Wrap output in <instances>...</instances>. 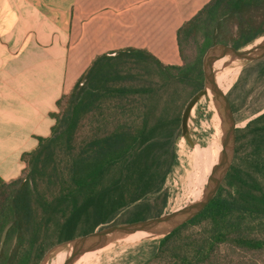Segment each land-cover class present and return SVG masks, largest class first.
I'll return each mask as SVG.
<instances>
[{
	"label": "trees",
	"instance_id": "trees-1",
	"mask_svg": "<svg viewBox=\"0 0 264 264\" xmlns=\"http://www.w3.org/2000/svg\"><path fill=\"white\" fill-rule=\"evenodd\" d=\"M262 36L264 0H211L177 31L182 65L138 49L96 57L58 101L52 134L22 155V175L0 178V264H42L57 246L98 228L162 215L183 112L204 87L206 52ZM252 76H264V58L249 63L228 94L235 114L232 94ZM238 98L242 104L246 95ZM236 133L234 161L215 198L158 239L142 264H264V113ZM204 151L195 165L208 181L217 158L209 164Z\"/></svg>",
	"mask_w": 264,
	"mask_h": 264
},
{
	"label": "crops",
	"instance_id": "crops-1",
	"mask_svg": "<svg viewBox=\"0 0 264 264\" xmlns=\"http://www.w3.org/2000/svg\"><path fill=\"white\" fill-rule=\"evenodd\" d=\"M210 1L0 0V178L22 175L96 57L138 49L182 65L177 31Z\"/></svg>",
	"mask_w": 264,
	"mask_h": 264
},
{
	"label": "rangeland",
	"instance_id": "rangeland-1",
	"mask_svg": "<svg viewBox=\"0 0 264 264\" xmlns=\"http://www.w3.org/2000/svg\"><path fill=\"white\" fill-rule=\"evenodd\" d=\"M259 40L257 39L248 47L254 46ZM227 61L228 59L226 58L216 64V75L220 73V71L222 72V65ZM248 65L249 63L238 61L225 69V71L236 72V74L233 77L232 85L228 90H226L225 87L223 90L224 93L228 95L232 92L234 85L239 81L243 70ZM253 76L250 77L244 85L242 84L243 86H239L232 94L233 99H235V102L239 105V111L235 114L238 128L245 127L249 121L264 113V76L258 81H255ZM239 94L246 95V99L242 104L238 101ZM190 128L191 138L195 142V146L198 143L201 145V148L206 149V152L204 151V158H207V156L211 157L209 164H211L212 160L217 158L218 163L222 151L223 125L216 106L211 99H206L202 101V103L199 102L195 106L190 119ZM181 139L184 138L178 140L176 149L179 163L165 185L168 192L166 207L168 204H170V206L167 208L165 207L164 213L175 212L180 207L183 208L198 201L203 195L208 183L207 181L202 188L197 187L198 182L204 180V174L202 172L203 166L199 165V168L195 167L196 160L191 153L193 147H191L185 139L184 141L188 146L187 148L190 150L188 154L189 161H187L184 156H181ZM196 192L200 193L198 198H196L197 195H194ZM157 240V238L152 239L147 236H132V238L129 237L117 240L91 255L85 256L82 259L80 258L75 264H142L156 251L158 245ZM58 252H65L68 256L70 253V246L64 245L54 248L46 256L42 264H52Z\"/></svg>",
	"mask_w": 264,
	"mask_h": 264
},
{
	"label": "water",
	"instance_id": "water-1",
	"mask_svg": "<svg viewBox=\"0 0 264 264\" xmlns=\"http://www.w3.org/2000/svg\"><path fill=\"white\" fill-rule=\"evenodd\" d=\"M258 40L259 42L252 47H248L249 44L239 49L225 44L211 47L203 58L204 87L191 98L184 109L180 138H184L191 147L195 146V142L191 138L190 119L195 106L203 98L211 99L214 102L223 125L222 151L219 161L211 172L201 198L175 212L163 213L131 223L107 225L90 234L65 242L59 246H70V253L63 264H75L86 253L98 251L114 241L136 234H145L152 239L163 238L205 210L219 192L233 164L237 143L236 130L238 129L236 116L228 95L217 84L215 65L218 61L226 58L228 61L225 62L224 69L234 62L252 63L263 59L264 36Z\"/></svg>",
	"mask_w": 264,
	"mask_h": 264
},
{
	"label": "bare ground",
	"instance_id": "bare-ground-1",
	"mask_svg": "<svg viewBox=\"0 0 264 264\" xmlns=\"http://www.w3.org/2000/svg\"><path fill=\"white\" fill-rule=\"evenodd\" d=\"M236 74V72H228V71H225L224 69V65H222V72L220 71V73L217 74L216 76V81H217V84L219 86V88L223 91L226 87V90H228L230 88V86L232 85V82H233V77L234 75ZM206 100L205 98H203L200 103H202V101ZM207 124V123H206ZM180 147H181V150L180 152L182 153L181 156H184V158L187 159V161H189L188 159V154L190 152V150L187 148V144L185 143L184 139H181V142H180ZM201 148V145L200 144H196L195 147H193V149L191 150V153L192 155L194 156V159L196 160L198 155H199V150ZM202 149V148H201ZM196 164V162H195ZM196 167V165H195ZM207 183V181L205 180H201L200 182H198V188H202L205 184ZM194 195H197L196 198H198V196H200V193L199 192H196ZM176 198V197H175ZM174 206V205H173ZM182 207H180L179 209H181ZM178 209V210H179ZM174 211V210H173ZM137 236H147L145 234H136L135 237ZM134 237V236H133ZM132 238V237H131ZM131 244V243H130ZM127 247V245H126ZM122 251V250H121ZM96 251L94 252H90V253H86L84 256L81 257L84 258L85 256H88V255H91L93 253H95ZM134 252V251H133ZM100 254V253H99ZM67 258V255H63L61 257H59L57 260H55L54 262H52V264H63L65 262ZM98 258V257H97ZM96 261V260H95ZM88 264V263H87Z\"/></svg>",
	"mask_w": 264,
	"mask_h": 264
},
{
	"label": "built area",
	"instance_id": "built-area-1",
	"mask_svg": "<svg viewBox=\"0 0 264 264\" xmlns=\"http://www.w3.org/2000/svg\"><path fill=\"white\" fill-rule=\"evenodd\" d=\"M169 206H170V204H168V206H167V207H169ZM167 207H166V208H167Z\"/></svg>",
	"mask_w": 264,
	"mask_h": 264
}]
</instances>
